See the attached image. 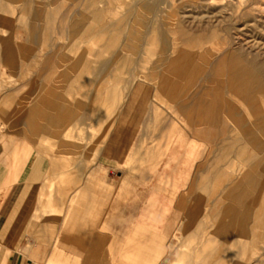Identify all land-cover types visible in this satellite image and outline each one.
<instances>
[{"label":"rangeland","instance_id":"1","mask_svg":"<svg viewBox=\"0 0 264 264\" xmlns=\"http://www.w3.org/2000/svg\"><path fill=\"white\" fill-rule=\"evenodd\" d=\"M19 29L24 36L15 38ZM189 32L194 38L213 33L212 50L195 48V38L187 52L176 54L167 34L181 48L179 33ZM100 64L108 67L98 75ZM237 66L247 88L253 92L254 83L264 97V0H0V135L30 141L46 159L45 188L55 207L48 211L39 194L26 234L35 237L60 224L80 183L95 175L131 89L146 82L154 89L151 110L125 170L155 195L130 219L145 237L143 256L150 263L167 258L178 264L192 255L199 264L190 235L199 229L206 240L221 223L212 217L228 208L225 189L235 186L242 161L253 156L238 151V135L254 119L249 103L220 84L219 118L227 130L212 142L198 134L208 131L210 120L197 116L205 102L193 97L208 100L213 88L206 77L221 82L230 70L237 76ZM171 69L186 87L174 96L161 87ZM109 87L119 97L99 102V92L106 95ZM154 198L164 205L157 207ZM242 219L245 226L254 220L250 214ZM240 252L245 264H264V227ZM236 260L227 255V262Z\"/></svg>","mask_w":264,"mask_h":264},{"label":"crops","instance_id":"2","mask_svg":"<svg viewBox=\"0 0 264 264\" xmlns=\"http://www.w3.org/2000/svg\"><path fill=\"white\" fill-rule=\"evenodd\" d=\"M179 34L178 38L183 43L181 48L167 34L176 54L187 52L185 45L195 41V38V48L212 50L209 42L214 40L213 33H199L195 38L191 32ZM23 36L24 31L19 29L14 37ZM238 51L234 52L235 56H238ZM107 67L100 64L98 75ZM234 67L231 65V68ZM237 67V76L231 75L233 70H230V75L221 82L206 77L205 81L211 83L213 88L208 100L193 97L205 102L197 116L201 120H210L206 122L208 131L198 134L209 137L212 142L227 130V124L219 118L222 99L218 91L220 84L228 86L230 96H236V92L244 102L249 103L254 119L252 123L244 122V134L238 135V151L252 153V159L242 161L244 173L239 174V181L234 184L236 187L225 189L228 208L212 217L213 223L216 222L215 218H219L225 224L221 239L217 238L221 223L216 222L213 236L206 240L200 237L199 229L193 233L191 231L189 245L191 249H197L199 264H245V255L240 251L246 250L247 243H254L258 227H264V97L259 89L255 90L254 83V91L249 90L251 88L246 83L245 75H241L240 66ZM171 73L172 77L161 78V87L169 88L173 96L179 92L181 94L186 87L182 88L180 76L175 74L176 69H171ZM114 81L119 82L116 77ZM117 93V90L112 91L109 87L107 94L101 91L97 99L99 102L104 99L116 101L119 97ZM153 97L154 89L149 83L140 82L131 89L104 142L95 175L79 182L81 187L69 208L65 209L60 224L55 229L47 226L35 237L26 234V220L39 194L41 205L48 211H55L52 193L45 188L47 161L30 141L16 135H0V264H155L144 258L145 237L137 222L130 219L149 208L145 201L155 193H149L152 189L142 190L141 179L125 170L144 130ZM234 132L237 133V130L234 129ZM118 168L123 170L122 174L112 176V170ZM242 198L247 200L243 202ZM155 201L157 207L164 205L159 198ZM247 214L252 215L254 220L245 226L241 218ZM231 216L237 217V220H224ZM227 255L237 260L229 263L226 261ZM177 263L197 264V261L191 255L179 257ZM159 264H171V261L165 258Z\"/></svg>","mask_w":264,"mask_h":264},{"label":"bare ground","instance_id":"3","mask_svg":"<svg viewBox=\"0 0 264 264\" xmlns=\"http://www.w3.org/2000/svg\"><path fill=\"white\" fill-rule=\"evenodd\" d=\"M257 58V57H256ZM259 66V65H258ZM168 79V78H167ZM163 82V81H162ZM170 85V84H169ZM169 85H168V87H169ZM164 89V88H163ZM169 89V88H168ZM112 100V99H111ZM111 100H109V101H111ZM213 112V111H212ZM221 124V123H220ZM219 124V125H220ZM218 125V124H217ZM248 158V157H247ZM233 184V183H232ZM233 186V185H232ZM230 219V218H229ZM237 219V218H236ZM242 219V218H241ZM217 220H220L219 218H217ZM243 221V220H242ZM239 223V222H238ZM243 223V222H242ZM220 231V230H219ZM229 237V236H228Z\"/></svg>","mask_w":264,"mask_h":264}]
</instances>
